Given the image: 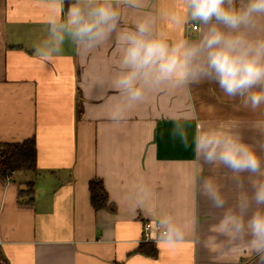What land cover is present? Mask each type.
Segmentation results:
<instances>
[{
	"label": "crops",
	"instance_id": "obj_1",
	"mask_svg": "<svg viewBox=\"0 0 264 264\" xmlns=\"http://www.w3.org/2000/svg\"><path fill=\"white\" fill-rule=\"evenodd\" d=\"M182 3L147 0L140 11L121 6L119 28L134 29L150 14L154 32L170 45L198 42L203 25L169 19L186 15ZM47 15L41 0H0V143L33 137L37 147L35 171L0 174V255L9 264H255L249 235L230 240L213 229L226 212L238 211L239 194L251 197L253 183L264 177L243 173L237 181L223 166L197 158L192 140L224 126L264 161V104L252 109L195 75L179 86H146L142 101L132 103L116 88L122 69L115 35L91 49L66 39L52 63L34 56L48 36ZM253 35H264V20ZM177 123L189 147L173 139ZM210 178L221 188L224 208L203 191ZM93 179L108 193L105 208L92 205ZM29 182L33 202L21 193ZM163 216L194 221L184 243L170 250L154 241L156 254L138 250L148 241L144 223Z\"/></svg>",
	"mask_w": 264,
	"mask_h": 264
},
{
	"label": "clouds",
	"instance_id": "obj_2",
	"mask_svg": "<svg viewBox=\"0 0 264 264\" xmlns=\"http://www.w3.org/2000/svg\"><path fill=\"white\" fill-rule=\"evenodd\" d=\"M48 15V36L34 47V56L42 63H52L66 39L91 49L113 35L121 50L116 88L130 102L142 101L146 86L163 83L179 86L195 75L214 83L227 97L243 98L245 106L257 109L264 104V35H253L264 20V0H183L184 16L170 15L172 23L197 21L204 26L198 42L182 39L169 44L162 32H154V19L144 14L134 22V29L120 30L121 6L140 11L147 0H41ZM173 139L189 147L187 131L175 124ZM197 158L204 163L223 166L239 181L241 174L264 177V161L245 143L241 135L218 126L201 130L192 140ZM243 187L242 184L238 185ZM203 191L216 208H224L225 198L213 179H206ZM257 207L245 221L252 204ZM264 180L253 183L251 197L241 192L237 212L225 213L214 232L227 238L247 234L248 249L256 254L255 264H264ZM192 222L178 223L171 216L158 220V246L175 249L184 243ZM216 247L215 239L209 241Z\"/></svg>",
	"mask_w": 264,
	"mask_h": 264
},
{
	"label": "trees",
	"instance_id": "obj_3",
	"mask_svg": "<svg viewBox=\"0 0 264 264\" xmlns=\"http://www.w3.org/2000/svg\"><path fill=\"white\" fill-rule=\"evenodd\" d=\"M37 169V147L35 138H27L21 142L0 143V174L9 175L14 171ZM91 202L95 209L105 208L108 205V193L102 180L93 179L90 181ZM21 193L29 197V201H34L33 183L29 182L26 189ZM138 250L146 251L149 254H156L153 241L142 242Z\"/></svg>",
	"mask_w": 264,
	"mask_h": 264
},
{
	"label": "built area",
	"instance_id": "obj_4",
	"mask_svg": "<svg viewBox=\"0 0 264 264\" xmlns=\"http://www.w3.org/2000/svg\"><path fill=\"white\" fill-rule=\"evenodd\" d=\"M194 29L198 28L197 24H190ZM160 229L158 228L157 219H149L144 223V238L148 241H157ZM0 264H9L7 259L0 255Z\"/></svg>",
	"mask_w": 264,
	"mask_h": 264
}]
</instances>
